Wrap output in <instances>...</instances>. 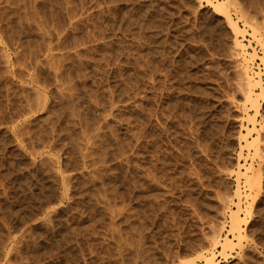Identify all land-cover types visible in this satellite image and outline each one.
<instances>
[{
	"label": "rangeland",
	"instance_id": "374dc122",
	"mask_svg": "<svg viewBox=\"0 0 264 264\" xmlns=\"http://www.w3.org/2000/svg\"><path fill=\"white\" fill-rule=\"evenodd\" d=\"M226 6L264 88V0ZM213 9L0 0V264H264V94L253 130Z\"/></svg>",
	"mask_w": 264,
	"mask_h": 264
},
{
	"label": "bare ground",
	"instance_id": "6f19581e",
	"mask_svg": "<svg viewBox=\"0 0 264 264\" xmlns=\"http://www.w3.org/2000/svg\"><path fill=\"white\" fill-rule=\"evenodd\" d=\"M235 1V0H234ZM207 4L210 5L212 8H214V12L215 13H220L221 16H223L226 20V24H227V27L229 28V30L231 31V33L233 34V55L235 56H239V57H242L243 58V63L239 64L240 66V71L238 69V71L241 73V92L243 94V96L245 97V101L247 102H250V104L253 106H255V100L258 98L257 96H259V93L256 92V89H258L259 87H261V84H260V79H256L255 78V74L253 72L250 71V67L248 65H246V63L249 61V60H252L253 57H254V53H249L247 50H246V44L243 43L242 39L244 37V32L245 30L242 29L239 25H238V22L236 20H234L227 11L229 7L226 6V2H230V0H206ZM235 4V3H234ZM228 5V4H227ZM229 6V5H228ZM234 7V6H233ZM241 12V11H240ZM244 17V16H243ZM245 19V18H244ZM246 20V19H245ZM252 22V21H251ZM247 25V24H246ZM253 25V24H252ZM249 26V25H248ZM252 29V32H251V36H252V39L256 40L257 43H259L260 45H264V42H261V39L258 35V31L256 30L255 27H252L250 28ZM261 58V57H260ZM261 60V59H260ZM237 62V61H236ZM262 63V65H264V62L260 61ZM258 76V72H257V75ZM239 85V86H240ZM238 86V85H237ZM238 88V87H237ZM240 90V89H239ZM260 90V89H259ZM261 93L264 94V88L261 87ZM261 93H260V98H261ZM264 96V95H262ZM257 97V98H256ZM257 102V101H256ZM259 103V102H257ZM256 103V104H257ZM260 104V103H259ZM258 104V105H259ZM258 107L259 106H255V114L253 113V115H246V119L247 121L246 122H249L251 125H252V128L254 130V123L255 122V119H254V115H256L259 110H258ZM254 110V109H253ZM244 127V126H243ZM251 127V126H250ZM245 128V132H239V138L243 139L244 143L245 144H240L239 146H248L247 144L250 143V141L246 138V136L249 134L250 129L248 127H244ZM245 146V147H246ZM250 146V145H249ZM256 147V146H255ZM257 151V150H256ZM240 155V154H239ZM239 157V156H238ZM237 164V163H236ZM242 164H237V169H236V173L237 175H246V173L248 172L249 168L246 166L244 169V171H241V166ZM258 174V173H257ZM248 175V174H247ZM259 175V174H258ZM248 178H249V175H248ZM247 178V179H248ZM255 179V178H253ZM246 180V179H245ZM250 180V179H248ZM259 181V180H258ZM257 181V182H258ZM248 182V181H247ZM259 183V182H258ZM246 184V183H245ZM246 188V187H245ZM235 195H237L238 199H239V196H240V192H238L236 190L235 192ZM35 198V197H34ZM223 199V198H222ZM225 199V198H224ZM35 200V199H34ZM226 200V199H225ZM227 202V201H226ZM232 203V202H231ZM236 205V209L232 210L231 213H230V231L232 232L231 236H235L237 238L238 241H240V238L243 237L242 235V232L244 230L243 226H241V221L243 223L244 221V224L246 223V220L239 215V212L242 210L240 204H239V201L238 202H235ZM244 215V214H243ZM7 218V217H6ZM244 220H243V219ZM224 220V219H223ZM216 227V226H215ZM217 231V230H216ZM215 232V231H214ZM245 232V231H244ZM243 232V233H244ZM225 235V234H224ZM218 234L214 236V240L213 241V246L212 248H214V246H216L217 244H220L222 246V250H220V254L222 255L223 258H226L229 252V249H232L234 247V244L235 241H232L231 238H226L224 236V238L222 239L223 241H219L220 239L218 238ZM240 243V242H238ZM239 245V244H237ZM242 245V244H241ZM212 249H210V251H208L209 253L208 254H201L200 257L202 258V261L204 264H215L214 263V251H211ZM228 251V252H227ZM192 262V261H191ZM188 264H190L189 262H187ZM193 263V262H192ZM185 264V263H184Z\"/></svg>",
	"mask_w": 264,
	"mask_h": 264
}]
</instances>
